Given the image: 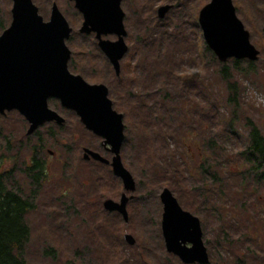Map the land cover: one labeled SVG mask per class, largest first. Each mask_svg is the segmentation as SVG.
Segmentation results:
<instances>
[{
    "label": "rangeland",
    "instance_id": "1",
    "mask_svg": "<svg viewBox=\"0 0 264 264\" xmlns=\"http://www.w3.org/2000/svg\"><path fill=\"white\" fill-rule=\"evenodd\" d=\"M232 1L252 45L260 51L251 69L248 60L237 66L235 59L222 63L204 53L208 46L199 14L211 0H123L129 51L117 76L95 34L79 33L83 16L74 2L33 0L45 22L53 5L58 6L73 29L66 42L72 52L70 72L90 85H106L114 110L124 115L121 158L137 189L127 206L128 222L104 209L107 200L120 201L125 193L122 181L110 165L85 161L84 150L97 151L108 160L113 155L74 112L57 102L50 101L49 107L66 120L59 129L46 123L27 136L29 124L18 112L1 116L0 147L11 143L12 148L7 154L3 151L2 169L17 171L18 183L34 204L27 215L31 237L22 251L27 264H183L167 252L162 234L160 194L167 188L185 211L200 219L210 264H264V190L250 181L240 186V177L228 173L237 171L231 155L249 143L244 116L235 121L234 132H226L216 117L202 110L207 106L202 87L206 86L211 98L220 101V112L230 113V106L223 104L229 78L238 84L242 109L264 133V0ZM164 6L170 9L160 18ZM12 7V0H0V35L11 25ZM223 65L229 68L227 78L221 73ZM183 77H193L194 83L186 86ZM163 135L168 136L166 142ZM208 136L215 138L220 150L208 149L209 145L203 150L229 178L216 194L215 205L195 214L189 204L200 183L190 178V164L197 162L199 143ZM188 146L192 160L183 156ZM34 159L43 162L45 174L32 187L23 170ZM126 235L135 239L134 245L126 242Z\"/></svg>",
    "mask_w": 264,
    "mask_h": 264
},
{
    "label": "water",
    "instance_id": "2",
    "mask_svg": "<svg viewBox=\"0 0 264 264\" xmlns=\"http://www.w3.org/2000/svg\"><path fill=\"white\" fill-rule=\"evenodd\" d=\"M12 1L11 25L0 35V115L18 112L28 122L27 136H31L46 123L62 126L66 122L49 107L51 99L74 112L85 129L101 138L103 147L113 155L108 160L99 152L85 149L83 158L110 165L113 174L122 181L125 193L120 201L107 200L104 209L120 214L128 222L127 206L134 199L137 184L121 158L125 142L124 115L114 110L106 85H90L82 76L70 72L72 52L66 42L73 29L58 6L53 5L50 20L45 22L33 0ZM69 1L74 2L83 16L79 33L95 34L100 50L119 76L120 61L129 51L125 42L128 33L121 8L123 0ZM169 9V6L162 7L159 17L164 18ZM199 25L208 48L220 62L258 60L260 51L252 45L232 0H211L200 11ZM107 35L118 39L104 40L103 36ZM160 200L167 252L183 264H209L200 219L185 211L168 188L162 191ZM125 240L131 246L135 244L131 235H126Z\"/></svg>",
    "mask_w": 264,
    "mask_h": 264
},
{
    "label": "trees",
    "instance_id": "3",
    "mask_svg": "<svg viewBox=\"0 0 264 264\" xmlns=\"http://www.w3.org/2000/svg\"><path fill=\"white\" fill-rule=\"evenodd\" d=\"M204 47V53H211L213 59L216 60L214 53L211 52L208 47ZM234 63L240 66L242 61L234 60ZM247 63L249 69H251L253 63L249 61H247ZM221 73L225 78L229 76V68L227 65H223ZM183 79L186 86L190 83H194L193 77H183ZM227 80V92L223 98V104L226 103L230 106V113L222 114L218 106V103H220L218 98L214 96V99H212V94L209 93L206 86L198 85L204 87L203 89L207 92V106L202 108V110L207 112L208 115L211 114L216 117L219 121V125L226 132L235 131V121L240 118V114H243L245 119L244 125L247 129L246 137L249 143L236 154L231 155L236 163L234 165L237 171H231L229 169L228 173H231L229 175L232 178L240 177V186L250 181L255 185L256 189L262 188L264 190V133L242 109L239 99L238 84L230 81L229 78ZM218 114L220 117H218ZM162 139L166 142L168 136L163 135ZM193 143H195L194 140L192 141V144ZM199 145L201 153L197 157V162L193 159V151L191 152L190 146H188L189 153L186 150L183 155L185 158H189L190 160L193 159L190 164L192 170L189 172V176H192L190 177L193 179L192 181L200 183L199 189L193 192V195L196 197L195 201L189 204V209L195 214H200L202 211L207 210L206 208L215 205L214 199L217 200L216 194L225 185L224 182H227L229 178L228 176L223 177L218 169L219 166L216 164V161L211 160L214 157H211L210 154H206V151L203 150V145H209L208 149L220 150V146L215 144V138L208 136V139H206L205 142L199 143ZM11 150V143H9L6 148L0 147V264H27L26 260L22 257V251L31 237V229L27 222V215L34 209V204L31 202L32 197L30 194L25 195L21 184L18 183L16 179L17 171L12 170L5 172L2 169L5 157L4 152L7 154ZM172 163H174V161ZM23 173L24 176H27L30 180L32 187L34 185H39L42 176L45 174L44 164L34 159L32 165L23 170ZM33 192L34 194L38 193L37 190Z\"/></svg>",
    "mask_w": 264,
    "mask_h": 264
},
{
    "label": "flooded vegetation",
    "instance_id": "4",
    "mask_svg": "<svg viewBox=\"0 0 264 264\" xmlns=\"http://www.w3.org/2000/svg\"><path fill=\"white\" fill-rule=\"evenodd\" d=\"M50 101H55V102H57L58 104H60V102L58 101V100H55V99H51ZM49 101V102H50ZM60 106H61V104H60ZM62 108V107H61ZM64 110H67V109H65V108H63ZM68 111V110H67ZM59 113V112H58ZM61 115V114H60ZM48 124H50V125H54V127L56 128H62L66 123H64V125H62V126H59V125H57L55 122H51V123H48ZM105 149V148H104ZM53 155V154H52Z\"/></svg>",
    "mask_w": 264,
    "mask_h": 264
}]
</instances>
